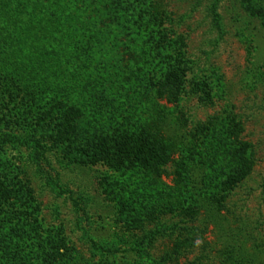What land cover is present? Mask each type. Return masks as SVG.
<instances>
[{"label":"rangeland","instance_id":"obj_1","mask_svg":"<svg viewBox=\"0 0 264 264\" xmlns=\"http://www.w3.org/2000/svg\"><path fill=\"white\" fill-rule=\"evenodd\" d=\"M102 1L38 41L42 54L55 46L58 62L18 48L0 59V182L9 191L0 197V264L16 226L26 236L12 244L25 262L63 243L78 264H264V16L243 0ZM252 2L264 11V0ZM73 31L80 44L68 46ZM60 34L66 43L53 42ZM172 66L183 69V86L161 97L154 83ZM10 81L58 95L33 102L4 90ZM70 105L78 131L144 129L165 159L152 168L75 163L52 134ZM241 149L248 174L214 201L204 180L225 181Z\"/></svg>","mask_w":264,"mask_h":264},{"label":"trees","instance_id":"obj_2","mask_svg":"<svg viewBox=\"0 0 264 264\" xmlns=\"http://www.w3.org/2000/svg\"><path fill=\"white\" fill-rule=\"evenodd\" d=\"M95 1L96 8H99V5H97L99 1L101 5H105V3L108 2H103L102 0H0V57L2 56L0 59L2 60V58L6 57L10 60L17 48L20 50H26L25 54L27 56L28 54L29 56H38L39 53L42 54V52L39 51L40 44H38V41L45 39L46 31L49 30V32H52L54 35L58 32L57 26L59 24L61 25L63 20L72 16L73 10L82 11L89 3L93 2L94 4ZM114 1L118 2L117 0H112V3ZM243 1L245 3V9L250 14L264 16L263 9L257 7L252 0ZM120 2L124 3L122 0H120ZM106 13L109 14V11L106 10ZM123 16H125V20L121 22V25L123 26V29H125L126 15ZM115 17L116 16L114 15L113 21L117 20ZM27 25L29 29H32L31 32L22 30V28H27ZM23 33H25V37L23 36ZM27 34L28 37L26 36ZM73 34L74 35L71 38L72 40H70L69 43L67 42L68 46L75 43L80 44V41L78 42L75 40L79 39V35H76V32L74 31ZM87 38L89 37L87 36ZM62 40L64 41V38L61 34L55 35L53 42L61 44ZM64 43L66 42L64 41ZM116 43H118V40L114 41L113 44ZM49 47H52V49H50L48 53L44 52L43 54L46 56L52 55L51 57L56 56L57 58L54 57V60L58 62L59 55L56 53L54 54L56 50L55 46L52 44ZM27 49L29 50L28 53ZM21 54L24 53L21 51ZM0 76L2 77L1 74ZM9 77L11 78V76ZM184 80L185 74L183 69L172 66L164 73L162 72L160 77H158L157 81L154 83V87L158 91L159 96L162 97L168 95L174 98L177 96L180 88H182ZM11 82L12 81H10V83L5 82L6 85L3 83V89L10 92L22 91L24 97H30L32 95L31 100H33V102H38L43 99V97L46 99L51 94L58 95L55 89L56 86H54V88L49 87V89H47L48 87H46L39 90L36 89L35 86H31L30 84L27 85L25 82L13 86H11ZM30 87L32 89H30ZM50 98H48L47 101H50ZM78 117H80V113L76 106H66L63 111H60L59 116L57 117L58 121L52 129V134L56 137L55 142L57 144L66 143L67 152L73 155V161L77 164L86 165L101 163L113 167L142 166L145 168H152L163 162L165 159L166 149L154 138L150 131L141 129L135 132H129L128 130L125 131L123 129H113L106 132L100 131L97 132V135L89 136L87 134L89 133L87 129H81L79 131L76 129L75 120ZM8 139L11 142H14L15 140L22 144L33 142L36 146H41L39 138L33 136L27 139L26 137L22 138L18 135H12V137H8ZM3 140L6 141L7 139L4 138ZM2 148L3 147L0 145V150H2ZM243 152V149L236 152V154H239L237 157L239 165L234 169L232 174L225 179V181L214 183L217 176L215 173L209 174L208 179L204 180V184L208 185V189H211L212 191L211 194L213 196L211 197L214 201L218 200L217 196L221 198L220 193L231 189L248 174V171L250 170V161L243 156ZM183 180L184 185L187 186L189 179L186 178ZM219 183L222 186L220 189L218 188ZM26 189L28 191L31 190L29 187H26ZM8 192L9 191L2 186L0 182V197L7 195ZM188 208V211L197 210L195 206L189 203L184 209ZM19 230L18 226L12 227L11 231L8 230L5 234V238L8 239L5 244L7 246L10 245V249L7 250L5 254L8 264H42L43 262H45L44 264H68L69 262L78 264L79 259L76 255L77 253L70 252L73 250L68 249L63 243H60L59 245L58 243H51L50 252L49 254L47 253V257L43 256L42 259L34 257L25 262V260L19 255L20 252L18 253L16 247L12 244V242L16 241L17 237L24 238L26 236L24 231L18 232ZM179 247L180 244H177L175 250L177 251ZM60 248H63L64 250L60 251ZM17 255H19L20 258L17 257Z\"/></svg>","mask_w":264,"mask_h":264}]
</instances>
